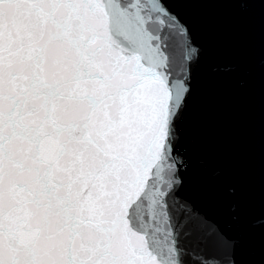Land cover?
Segmentation results:
<instances>
[{"label": "snow or ice", "instance_id": "snow-or-ice-1", "mask_svg": "<svg viewBox=\"0 0 264 264\" xmlns=\"http://www.w3.org/2000/svg\"><path fill=\"white\" fill-rule=\"evenodd\" d=\"M203 2L0 0V264H240L181 195Z\"/></svg>", "mask_w": 264, "mask_h": 264}, {"label": "water", "instance_id": "water-1", "mask_svg": "<svg viewBox=\"0 0 264 264\" xmlns=\"http://www.w3.org/2000/svg\"><path fill=\"white\" fill-rule=\"evenodd\" d=\"M174 8L204 50L181 125L191 161L181 195L240 238V264H264V2L205 0ZM229 188L241 194L239 219Z\"/></svg>", "mask_w": 264, "mask_h": 264}]
</instances>
